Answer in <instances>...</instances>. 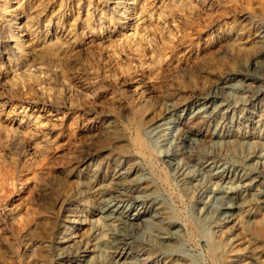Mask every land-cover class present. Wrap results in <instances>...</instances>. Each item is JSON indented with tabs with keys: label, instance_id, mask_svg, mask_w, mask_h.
Returning <instances> with one entry per match:
<instances>
[{
	"label": "rangeland",
	"instance_id": "374dc122",
	"mask_svg": "<svg viewBox=\"0 0 264 264\" xmlns=\"http://www.w3.org/2000/svg\"><path fill=\"white\" fill-rule=\"evenodd\" d=\"M56 1L63 9L59 20L62 33L69 30L63 33V44L57 50L61 56L58 61L30 63L29 70L38 76L40 84L35 88H22L17 84L8 60H0V122L7 124L11 119L19 118L25 106L32 107L36 115L40 110H50L49 118L53 120L47 127L41 123L44 126L37 133L30 131L31 139L42 151L39 156H33L27 147L15 152L0 144V168L5 171V181L0 185V221L5 228V237L0 243V264H77L69 262V258L59 257V246L67 238L90 235L94 243L105 242L107 236L100 232L98 217L90 212L111 195L119 169L146 171L130 138L139 120L138 112L142 114L143 131H147L155 149L156 163L166 171L162 145L169 137V127L183 132L178 114H183L203 95L223 86L230 73L250 66L264 52V15L258 5L249 4L248 0H200L211 7L209 12L195 6L180 16L167 13L165 17L158 11L161 0H149L148 9L144 8L133 18L132 31H137L133 40H125L119 27L118 16L112 10L116 0ZM159 19H164V27L157 26ZM3 20L0 21L4 26V30L0 27V54L11 50L9 42L13 38L8 21ZM210 24H215L227 38L223 52L205 49L201 44L204 30ZM15 50V58H18L20 51ZM153 57L170 65L169 72L157 91L148 86L138 90L133 83L141 79L146 83L148 75L145 71L152 66ZM263 71L256 74L257 82L248 89L241 90L239 85L228 88L229 105L221 114L228 109L224 114L230 119L253 116L262 120L254 130L238 128L230 131L238 144L236 147H228L225 142L220 145V162L229 167L256 148L264 153ZM7 100L17 105L9 110L10 114L3 104ZM40 118L38 120L43 122L44 118ZM189 124L204 133L215 128L196 121ZM256 161L255 158L248 165L249 178L254 180L253 194L257 188L264 190V174L256 172ZM5 167L9 171L7 174ZM30 168L45 169L56 188L43 181L42 189L30 193L27 189L29 179H26L31 176ZM147 181L157 184V201L166 209L179 211V218L185 224L177 247L165 252H155L146 245L153 228L136 230L138 241L132 245L144 250L145 258L152 257L151 264H216L209 254L214 246L219 255L217 264H264V202L255 198L241 215L205 220L198 210L201 201L193 198L191 189L180 188L172 171H169L168 184L161 185L149 173L143 183ZM121 183L129 184V181L121 180ZM242 191L248 193V188L244 187ZM27 193L32 195L31 202L36 211L28 219L25 231L14 232L6 222L7 212L15 198ZM178 194L183 196L180 201ZM105 249L108 248L100 255H91L83 264H114L113 252Z\"/></svg>",
	"mask_w": 264,
	"mask_h": 264
},
{
	"label": "bare ground",
	"instance_id": "6f19581e",
	"mask_svg": "<svg viewBox=\"0 0 264 264\" xmlns=\"http://www.w3.org/2000/svg\"><path fill=\"white\" fill-rule=\"evenodd\" d=\"M56 2V0H0V21H4L3 19L8 21V29L13 34V38L9 42L11 50L0 54V60L3 58L8 60L13 67L16 76L15 80H17V84L22 88H32L41 82V80L37 78L38 76L35 77L30 72V63L36 64L39 61L53 63L58 61L61 57L57 50L60 49V46L63 44V33L66 30L62 33L61 27L59 26V20L63 9H61L60 4H56ZM248 3L258 5L260 11L264 15L262 0H248ZM148 4L149 0H116L115 6L112 5V7L110 5L113 12L115 11L118 16L119 27L123 30L122 32L126 38L125 40L135 39L137 31H132L134 25L133 18L135 15L143 12L144 8L145 10L148 9ZM195 6L200 7L204 12H209V10H211V7L208 4L200 0H161V5L158 7V11L163 17H165L167 13L177 16L179 14L180 16L185 10L194 8ZM49 9L51 10L49 11ZM163 20L159 19L156 23L160 28L163 26ZM0 27H2V29L4 28L1 24ZM221 32L216 29L215 24H210L206 27L204 30L205 36L201 41V44L206 47L205 49L213 48L216 49L217 52H223L227 38H225L226 36L224 37ZM119 42L121 43V41ZM128 45H131V43ZM140 45L138 47H140ZM15 49L20 51L18 58H15ZM128 54L129 53H127V55ZM169 67L170 65L163 64L158 58L153 57L152 66L145 71L148 75L146 83H142L144 79H141L135 81L133 87L138 89L142 86H148L150 90L157 91L160 88L161 81L166 73L169 72ZM262 69H264V52L257 57L250 66L244 69L234 70L230 73L223 86H219L213 92H209L203 96L201 95L202 97L196 104L189 106L184 110L183 114H178V117H180L181 122L183 123V132H178L175 127H169V137L162 145V154H164V160L168 168L166 171H162L156 163L155 149L149 139L147 131H143L142 124L140 123V116L142 114L141 112H138V115H140L139 120L134 127V133L130 138L136 154L143 159L146 165V171L143 172L135 168L128 169L124 167L119 169V174L114 177L113 192L111 195L96 204L97 206L93 207L90 212L98 217L97 221L101 226L100 232H104L107 236L105 242L94 243L92 242L90 235L82 236L79 239L69 237L59 246V257H61V259L69 258V262L75 261L77 264H83L89 257H92L91 255H100L101 252L103 253L102 250L104 248H108L109 251L113 252L114 264H151L153 262L152 257L145 258L143 255L146 252L137 248V246L132 245V243L138 241L136 230L143 231L146 228H153L149 235V239H147L145 243L154 249L155 252H165L169 249H175L177 247V242L181 241L179 240L180 233L182 232L183 227H185V224L182 219L179 218V211L173 209L170 210L169 208L166 209L157 201L159 195L156 183H153V181L143 183L144 179H146L147 173L152 175V177L157 178V182L161 185H165L168 182L169 171H172L178 179L180 188L191 189L193 198L201 201L198 210L205 220H210L214 217L230 218L234 214L241 215L246 210L244 208L249 206L255 198L264 202L263 189L257 188L255 189L257 190L256 193H252L251 186L254 185V180L249 178L248 172L249 162L256 158V172L259 175L264 174V153L262 150L256 148L250 155L244 154L241 161L237 164L235 163L231 167L220 162V159H222L220 145L223 142H225L228 147H236L238 145L235 140H233L235 137L231 135V130L238 128L245 131L250 129L254 130L257 128L258 124L262 123L261 119L253 116H244L235 120L230 119L229 115L227 116L224 114L229 111L228 109L223 112V114L220 113L229 105V101L227 100L228 88L232 89V87L237 85H239L241 90L250 88V85H252L253 82H257L258 77L256 74ZM238 82L240 83L238 84ZM230 93L228 94L230 95ZM3 104L6 105V109H8L7 113H9L10 109H14V107L17 106L16 103L10 100L5 101ZM7 106H10V108ZM29 107H22L19 118L11 119L7 124L0 122V144L7 150L15 152H20L27 147L33 156H39V154H42V151L40 150V146L31 139L32 135H29L30 131L37 133L39 128L44 125L47 127L53 120L49 118L51 113L50 110H40L36 115L32 111V107ZM40 117L44 118L43 122L38 120ZM190 121H196V123L199 122L204 125L210 124L215 126V128L210 131V133H204L190 125ZM41 123H44V125ZM178 130H181L180 127ZM14 161L15 160H12L13 163ZM1 168L0 185L5 181L3 174L5 171ZM7 169L8 168H6V171H8ZM7 173H9V171L6 172V174ZM29 174H31V176L26 179H29L27 189L30 193H35L33 191L42 189L41 187L44 185L42 183L45 181V184H48V186L54 189L56 188V183L51 181L50 177H48V172H45V169L31 170L30 168ZM121 180H128L129 184H122ZM255 181L256 183L258 182V180ZM24 186L25 183L23 188ZM258 186L259 185L256 187ZM244 187L248 188V193L242 191V188ZM172 193L174 192L172 191ZM30 195L31 194L27 193V195L17 197V199L15 198L7 212L8 216L6 222L14 232L20 233L25 231L29 225L28 219L36 211L32 206V198ZM251 195L252 197H250ZM177 199L179 201L183 199L182 194H178ZM247 212H250V210H247ZM3 226L0 221V243L5 237V228ZM209 254L210 258L217 264V259L219 257L217 254V247H211Z\"/></svg>",
	"mask_w": 264,
	"mask_h": 264
}]
</instances>
